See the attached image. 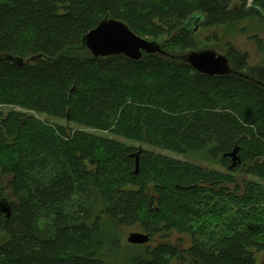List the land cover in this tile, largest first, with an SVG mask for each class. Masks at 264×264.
I'll use <instances>...</instances> for the list:
<instances>
[{"label":"trees","instance_id":"obj_1","mask_svg":"<svg viewBox=\"0 0 264 264\" xmlns=\"http://www.w3.org/2000/svg\"><path fill=\"white\" fill-rule=\"evenodd\" d=\"M105 19L168 56L93 57L82 39ZM253 19L264 0H0V264H258L264 65L230 44L238 74L179 58L197 28ZM133 227L147 244L123 241Z\"/></svg>","mask_w":264,"mask_h":264},{"label":"water","instance_id":"obj_2","mask_svg":"<svg viewBox=\"0 0 264 264\" xmlns=\"http://www.w3.org/2000/svg\"><path fill=\"white\" fill-rule=\"evenodd\" d=\"M82 42L84 47L95 58L124 55L131 60L138 61L144 53H158L168 56L158 43L137 36L123 22L112 19H105L100 22L97 27L83 37ZM179 58L202 75L223 76L238 74L231 68L227 57L218 55L212 50L190 51ZM237 152L238 149H235L229 155L233 161L237 160ZM0 213H4L7 216L10 214L9 203L1 198ZM149 240L150 238L146 234L131 233L127 238V243L145 245Z\"/></svg>","mask_w":264,"mask_h":264},{"label":"rangeland","instance_id":"obj_3","mask_svg":"<svg viewBox=\"0 0 264 264\" xmlns=\"http://www.w3.org/2000/svg\"><path fill=\"white\" fill-rule=\"evenodd\" d=\"M254 0H248L249 5L252 4ZM196 40L198 43V48L195 51L201 50H212L218 55H222L227 57V45L230 44L236 49L247 52L249 54V62L251 66L256 65H264V23L259 19L253 20H245L233 26H223L219 28H197L195 33ZM159 44H161L162 40H157ZM259 42V43H258ZM13 108H4L3 111L7 112ZM42 120H47V117L36 115ZM51 123H62L65 124L63 121H58L55 119H49ZM71 128H77V126L73 124H68ZM89 133H93L98 136L113 138L121 141L127 146H135L136 148H143L148 150H153L154 152L164 154L169 157L182 159L184 160L185 157L172 154L169 152H163L151 147H146L143 145H139L137 143L127 141L121 138L113 137L112 135L106 132H99L93 130H86ZM1 185L4 182L1 180ZM264 185V181H257ZM131 233H143L138 227L127 228L121 231L122 239L124 242H127V238ZM144 234V233H143ZM5 240L4 236L0 234V244ZM156 240V239H155ZM169 242L174 245H180L182 249H187L190 244L191 240L189 237L185 235H178L176 233L171 234L169 237ZM154 245L155 243L152 242ZM127 248H130L128 244ZM257 263L264 264V253H260L256 255ZM172 264H179L178 262H174Z\"/></svg>","mask_w":264,"mask_h":264}]
</instances>
